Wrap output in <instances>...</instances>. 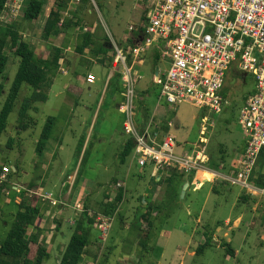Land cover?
<instances>
[{
  "label": "rangeland",
  "instance_id": "obj_1",
  "mask_svg": "<svg viewBox=\"0 0 264 264\" xmlns=\"http://www.w3.org/2000/svg\"><path fill=\"white\" fill-rule=\"evenodd\" d=\"M147 5V0H104L101 1V9H99L95 2V17L100 21L102 31L109 36L114 47L117 46L130 54L132 45L128 40L130 41L136 36L130 32V27L134 26L137 28L140 25L145 6ZM21 12L19 15L16 14L20 18L23 10ZM45 15L46 10L42 13L41 20L44 19ZM31 40L39 55L46 56L48 54L50 44L43 40L42 30L35 31ZM6 55L9 57V63L3 77L0 78V81L5 83L6 91L0 99V111L6 102L9 89L20 64V59L17 56L8 52ZM129 57L132 58V56ZM132 62L129 61L128 66L132 67V76L136 81L134 107L137 120L138 114L139 116L142 114V105L145 106V102L147 103V98L145 99L143 94L145 89L149 91L148 103L150 104L152 101V108L156 103L165 107L168 106L165 100L157 101L160 93V86L157 84V68L160 69L161 73H166L170 67V60L163 57L156 64L151 53L147 52L134 66ZM97 72H99V69H97ZM98 74L102 76L101 73ZM256 85V80L252 75L246 77L245 83L235 82L230 87L231 91L228 97L230 105L221 114L215 116L211 113L207 114L210 120L208 151L218 154L221 144L227 150L226 167L224 165L223 169L216 171L223 175L229 176L231 174L235 156L239 154L238 150L242 151L245 148L244 135L246 134V129L239 124L238 118L240 108L245 104L242 99L243 96L251 94L256 89ZM97 86L101 88V91L103 90L104 81L101 78ZM26 91L29 92L28 89ZM111 99H113L111 103V105H114L113 107L108 104ZM95 100V98L91 100L93 101L91 104L94 110L97 108L96 104H94ZM123 100L122 97L117 99L112 94H109L108 102L102 109H99L94 138L81 166L80 181L84 182L81 187L84 189L86 196H94L95 200L90 199L89 204L97 209L100 206L99 203L104 201V198L102 199L104 192L106 190L111 191L110 183H112V180L127 176L129 167L132 166L133 169V175L131 181H129V189H127L128 201H125L120 207L127 224L122 225L120 220L113 223L114 226L112 225L113 228L106 238H104L97 223L93 227L91 239L95 244L98 242V248L95 244L91 245L92 247L95 246L98 251L97 254H94V256L96 255V264H105L107 253L109 254L106 264H122V254L127 251L133 252L134 238L138 235L137 228L141 225L140 218L147 210L140 203L139 199L141 196L138 195L146 189L147 182L144 178L146 171H148L147 168L141 167L137 163L136 159H134L135 155H132L126 164H121L120 157L116 156L117 151L114 149L117 145L111 143L114 133L122 129L123 123L125 124V116L118 107L119 104L123 103ZM59 105L57 99L50 103L39 105L40 111L36 115L37 127L35 130L22 135H19L17 129V113L15 112L10 116L8 133L3 136L2 140L3 152L0 154V162L7 159L9 164L12 165V167L10 165L7 166L12 168L14 172L13 182L24 183L25 185L33 180L40 183L42 178H44L46 180L45 190L51 191L54 190L51 180H58L61 184V174L66 173L68 169L73 170L75 168L79 151L77 154L74 153L68 156L66 160L64 159L59 164L61 166L53 168L51 172L35 168L37 160L34 159L37 154V141L40 140L47 119L49 117H57L56 112L60 107ZM171 108L175 116L174 120L179 125L173 129L172 133L177 137L178 142L180 141L181 148L178 149L177 147L176 152L181 155L185 151H189L190 147L198 142L203 110L189 104H181ZM94 110L82 113L80 110L77 112V121L82 124L70 129L69 132L71 133L67 136L69 141L81 138V134L88 129L90 122L93 120ZM80 114L85 115L81 117L79 116ZM55 129L53 133L62 134L67 131L63 122L59 125L57 124ZM22 141L23 144L21 143ZM20 158L23 159V172L20 170L16 173L14 167L17 166ZM56 162H60V159L56 160ZM65 164L68 165L67 168L64 167ZM139 176H142V179H139ZM201 177L209 176L207 173H202ZM62 178L64 177L62 176ZM221 181V179H218L214 183L207 182L197 191H194V187L190 186L186 191L185 197H183L185 185L182 186V182L177 183L180 197L165 200L159 208L160 215L156 219V228L151 241L153 251L150 254H145L143 264H264V198L259 195H252L257 199L256 203L240 204L241 196L246 192L239 185L232 184L229 181H225L226 183L223 182L224 180ZM22 187V191L29 196L36 194L41 199L49 201L54 207L65 205V200H56L52 193H30L24 191ZM214 187L218 190V194L214 192ZM7 191L5 190L2 195L6 194ZM8 194V196H4L8 204L4 209H1L5 217L3 222H0V246L11 227L13 215L18 212L16 204L17 188L13 187L12 193ZM19 196L21 195L19 194ZM161 199H164V193L161 194ZM107 201L111 200H105V202ZM74 210L82 214L84 212V204L78 201L74 205ZM157 213L158 211H155V217ZM76 218L77 216L75 220ZM228 219L232 222L230 226L234 227L235 225L234 228L229 229L226 225V220ZM75 224L76 222H73V225ZM128 224L132 230L127 228ZM220 227L222 230L217 233ZM73 232L74 229L67 228L64 234L59 236L53 249L49 251L51 256L46 261V264H59V260L64 253V246L69 244ZM212 235H214L212 246H208L202 253H198L200 246L206 242V236ZM110 237L113 238L111 243L109 241ZM224 242L230 243L236 251L235 256H228L227 249L222 247ZM92 253L95 252L93 251ZM142 253L143 250L141 249V255L132 257L128 264H139Z\"/></svg>",
  "mask_w": 264,
  "mask_h": 264
},
{
  "label": "built area",
  "instance_id": "obj_2",
  "mask_svg": "<svg viewBox=\"0 0 264 264\" xmlns=\"http://www.w3.org/2000/svg\"><path fill=\"white\" fill-rule=\"evenodd\" d=\"M73 1L79 3L80 0ZM147 1L148 13L143 29L130 27V32L141 33L139 42L131 47L130 54L115 46V64L123 75L124 100L120 111L125 116V133L136 142L134 155L138 164L141 167L152 164L156 171L179 169L195 177L211 172L210 179L214 182L218 179L229 181L250 195L264 198V187L252 181V177L260 172L258 162L264 150V0ZM25 2L9 0L6 10L19 15ZM153 48L170 60L161 85L160 100H165L169 107L189 104L205 114L198 142L192 145V150L181 155L176 152L178 143L174 135L161 138V133L153 132L152 126L142 131L136 120V81L132 67L128 66L129 56H132L134 66ZM234 65L245 80L252 75L257 85L247 96L238 118L239 124L246 129L245 151L235 156L231 174L227 176L208 166L211 157L207 114H221L230 105L223 90ZM87 80L92 84L96 77L89 75ZM9 172L11 168L4 167L1 182L8 180ZM203 179L201 177L199 183ZM194 186L196 189L198 184L194 183ZM97 219L104 238L108 237L113 219L102 215Z\"/></svg>",
  "mask_w": 264,
  "mask_h": 264
},
{
  "label": "trees",
  "instance_id": "obj_3",
  "mask_svg": "<svg viewBox=\"0 0 264 264\" xmlns=\"http://www.w3.org/2000/svg\"><path fill=\"white\" fill-rule=\"evenodd\" d=\"M9 0H0V78L4 75L8 63L9 57L6 53L17 56L20 59L18 71L13 80V83L9 89L8 96L3 108L0 111V154L2 151L3 136L8 133L9 119L13 113H17V129L19 135L35 130L38 125L36 115H38L40 108L39 105L45 104L50 99V92L55 84L56 79L59 76L61 69L60 61L63 58V50L56 46H50L49 53L39 55L35 48L25 40V37L20 27L14 23H5L2 20L3 14L6 11V6ZM73 0H56L54 8L52 9L42 31V38L49 43L54 38H57L62 33L72 29L93 27L94 24L90 23V17L88 14L95 13V2L99 9H101V1L104 0H80L77 3L75 9L68 13V9ZM48 0H26L23 8V19L27 22L38 21L43 13L44 6ZM148 9L145 6L144 14L140 25L137 29H143L146 24ZM100 26V25H99ZM136 36L128 42L135 46L141 38L140 32L133 31ZM105 57L111 51L115 52V47L112 45V41L109 36L103 32ZM99 37L90 31H82L79 34V53L84 52L86 48H93L94 41ZM161 52L156 53L155 62H160ZM111 62L113 58L108 59ZM129 61L132 62V58L129 57ZM117 79H123L122 74H117ZM235 82L245 83V76L238 70L237 65H234L228 74L227 84L223 90V94L226 98L229 97L230 87ZM29 90V92L26 91ZM120 93H123V86L119 89ZM6 91L5 83L0 81V99L3 97ZM249 95V94H248ZM243 96V101L247 100V96ZM241 109V108H240ZM149 115V114H148ZM148 115L139 116L140 130H145L149 124L150 117ZM202 119L205 117L204 113H201ZM57 119L55 117H49L47 123L42 131L40 140L37 143V155L41 157L48 146V142L53 136V131L56 125ZM138 123V119H137ZM139 125V123H138ZM143 128V129H142ZM167 130V129H166ZM178 149L181 148L180 141L178 142ZM136 149L135 140L128 136L124 150L119 155L121 164H125L126 161L134 154ZM193 147H190L192 150ZM83 150V143L79 145V152ZM210 162L208 164L209 169L219 171L221 165L226 163L227 150L224 145H220L218 154L209 152ZM9 164L7 160L5 163L0 164V176L2 175L4 167ZM12 167V165H10ZM226 167V165H225ZM226 169V168H225ZM259 174L254 175L252 181L259 187H264V150L258 162ZM21 170L20 166H15V171L18 173ZM169 177L162 180L159 184L164 189V199L158 200L154 203L148 202L145 206L146 213L141 215V225L138 229L139 245L143 250L140 257V263L143 264V258L145 254H150L153 251L151 246L152 236L156 228V219L159 217V208L165 202V200L177 199L180 197V191L177 188V183L182 182L187 174L179 169H168ZM14 172L12 171L8 175L6 182L0 181V200L5 190L13 191L11 187L12 180L14 178ZM195 175H190L188 182L194 179ZM222 182V181H221ZM225 182V181H223ZM118 180L113 179L110 187L114 184L117 185ZM183 183V182H182ZM226 183V182H225ZM184 186V184H182ZM11 187V188H10ZM214 192L218 194V190L214 187ZM22 193V192H21ZM27 195V196H26ZM21 201L18 206V212L12 217V224L7 233V236L0 246V264H46V261L50 258V252L43 238L44 231L40 227L41 221L44 219L51 204L49 201L41 199L38 195L29 196L25 192L21 194ZM105 200H111L110 194L105 195ZM105 200L99 203L98 209H92L88 205L84 206V212L80 215L76 224L74 225L72 238L67 245L59 264H82L84 255H86L92 242V230L96 225V217L102 215L109 219H114L120 210L121 205L125 200V189L119 188L116 197L112 201ZM250 202L256 203L257 199L248 193H243L241 196L240 204L247 205ZM144 206V205H143ZM155 211H158L155 217ZM0 219L4 215V212L0 209ZM214 235L206 236V242L200 246L199 252L202 253L208 246H212L214 242ZM222 247L227 249L228 256H235L236 251L232 248L230 243H222ZM110 249V248H108ZM108 254H106V261L108 260ZM105 261V264H106Z\"/></svg>",
  "mask_w": 264,
  "mask_h": 264
},
{
  "label": "crops",
  "instance_id": "obj_4",
  "mask_svg": "<svg viewBox=\"0 0 264 264\" xmlns=\"http://www.w3.org/2000/svg\"><path fill=\"white\" fill-rule=\"evenodd\" d=\"M55 2L56 0H48L46 5L44 6L43 13L46 10V15L43 20H41L40 17L38 21L27 22L23 19V14L21 15L22 17L20 18L19 16L16 15V13H13L11 10H6L4 12L2 20L5 23H9V24L14 23L18 25L25 37V40L28 41L33 46L32 43L33 41L31 39H33L34 32L37 30L43 31L44 25L52 9L54 8ZM76 5L77 2L72 1V3L69 6L68 13H71L75 9ZM88 15L91 16L89 19H90V23L94 24L93 27L84 28V30H82L81 28H78L76 30L75 29L69 30L67 32L62 33L60 36L54 38L48 43L50 44V46L53 45L58 48H61L63 50V58L60 61L61 69L59 72V76L56 79L55 84L50 92V99L47 103H50L54 101V99H57V102L60 104L59 105L60 107L56 112L57 113V117H55L57 119L56 125L57 124L59 125L60 123L63 122L65 129L67 131L62 134L53 133V136L51 140L48 142V146L45 149L43 155L39 157L36 154V157L34 159L37 160V163L35 164L36 169L43 170L46 172H51L53 168H57L61 166L59 164H61V162L64 161V159L66 160L68 156L74 153L77 154L79 151L80 143H83V150L81 153L79 152L77 164L73 170L68 169L69 172L67 171L66 173L61 174L60 176L61 184L58 180L55 179L51 180V184L54 188V190L51 191L45 190L46 180L44 178H42L40 183L33 180L25 185L24 183L18 184L16 183V181L15 182L12 181L11 184L13 185L12 187L17 188L18 196L16 197V204H19L21 201V196H19V194L21 195L23 193L21 189L22 186H24L22 188L26 192L52 193L56 200L59 201L65 200L64 202L65 205H58L57 207L51 205L44 219L40 223V227L44 231L43 238L46 240L49 251L53 249L57 239L59 238L60 235L64 234L67 228L73 229L74 227L73 222H77L76 220H78L79 216L81 215L80 212H76L74 210V205H76L78 201L82 202L84 206L88 205L90 208L96 209L95 206L91 207V205L89 204L90 199L95 200L94 196H86L84 194V189L81 187V184L84 183L80 181L81 166L85 161V157L89 151V148L94 138L99 109H102L106 105V103L108 102L109 94H112L113 97L117 99L120 97L123 98L122 93L119 92L120 87L123 86V79L119 80L117 79L116 76L117 74H122V71L120 67H116L115 53L114 51H111L108 55V58L105 57V52L103 51V47L105 43L102 38L104 34L101 29L102 26H99L100 21L97 20L94 14H88ZM82 31H90L92 33H95L99 38L94 41L93 48H86L84 52L79 53L78 50V46L80 44L79 34L82 33ZM158 51L160 50H158L157 48H153L149 51L151 53V56H153V60L156 59V53ZM110 58H113L112 62L108 60ZM161 58L163 59L162 53L160 59ZM97 69H99V72H97ZM157 70H158L157 84L160 86V91H161V85L165 73L164 74L161 73L159 68H157ZM98 73H101L102 76H100ZM89 75H94L96 77V81L92 84L89 83L87 80ZM100 78L102 79V81H104V88L102 91L101 88L97 86V83L98 81H100ZM143 94L145 96V99L147 98V103L145 102V106L147 108L142 105L141 115L149 114L148 116L150 117L149 124L146 127L152 126V131L153 132L158 131L159 133H161V138L167 134L173 135L172 133L173 129L177 128L179 125L178 122L174 120L175 116L174 113H172V108L169 107V105L165 107L158 103H156L155 106L152 108V101L150 102V104L148 103L149 101L148 96L150 95L149 91L145 89ZM94 98L96 99L94 104H96L97 107L95 110L93 108V105L91 104V102L93 103V101L91 100ZM112 101L113 99H111V101H109L108 104L109 106L113 107L114 105H111ZM157 101H160V93H159V97L157 98ZM120 105L121 104L118 105L119 108ZM80 110L81 113L94 110L95 113L93 116V120L92 122H90L88 129L81 134V138H75V141L74 140L69 141L67 139V136L70 135L71 133L69 132L70 129L75 126L76 127L81 126L82 124L81 122L77 121V115H76L77 112H79ZM84 115L85 114H80L79 116L84 117ZM138 123H139L138 126H141V123L139 122V114H138ZM117 135L119 136L116 138ZM127 139H128V135L125 133L124 123H123L122 129L114 133V137L112 138L111 141V143L113 144L115 143L117 145L116 147H114V149L117 151L116 156L117 155L119 156L124 150ZM101 141H103V139H101ZM21 143L23 144V141ZM177 143H178V139H177ZM238 151L239 154L243 153L245 151V148L242 151L240 150ZM58 159H60V162H56V160ZM134 159H136L135 156ZM6 161L7 159H4L0 162V164L5 163ZM17 165L20 166L23 172L24 164L22 158L18 160ZM64 167L67 168L68 165L65 164ZM145 168H147L148 170L146 171V175L144 178L147 182V186L146 189L143 191V193L138 194L141 196L139 201L142 204V206L143 205L146 206L148 202L154 203L158 200H163L161 199V194L164 193V189L163 186L159 183L162 180L164 181L165 179H167L170 175L169 172L167 171H156L152 164L147 165ZM128 169L129 172L127 176L122 178H116L118 180L117 185L111 186L110 187L111 191L106 190L104 192V195L102 196V199L104 198L105 200V195L110 194L112 201L116 197V193L118 192V189L124 188L125 189L124 202L128 201L127 189H129V181H131L133 175L132 166L129 167ZM200 174L202 173H199L196 177H194V179L191 182H188L189 176H186L184 179H182L183 184L184 185L188 184L189 187L193 186L194 191H197L201 189L204 186V184L207 182L214 183V181L210 179L212 177L211 172H209V177H205L202 180V182L199 183V180L201 178ZM62 176L64 178H62ZM139 179H142V176H139ZM194 183L198 184V187L196 189ZM200 184H202L203 186L202 185L200 186ZM10 192L11 191L8 190L6 194L2 195V199L0 200V209H4V207L7 206L8 201L4 199V196L5 195L8 196L9 195L8 193ZM76 216L77 218L75 220ZM99 216L101 215L99 214L98 217ZM4 217L5 216H2L0 222H3ZM119 220L121 221L122 225L127 224V222L125 221V216L122 215V212L120 210L117 213L116 217L113 219V223ZM230 223H232L230 222V219L226 220V225L229 227V229L234 228L235 225L234 227H232L230 226ZM127 228L132 230L131 227H129V224ZM221 230H222L221 227L218 228L217 233L221 232ZM111 240H113V238L110 237L109 239L110 243ZM94 244L95 243H93V245ZM95 246L96 247L98 246V242L97 244H95ZM95 246H93L94 248L91 246V248L88 250L86 255H84V260L82 264H96V255L94 256V254H97L98 251ZM66 247L67 246L65 245L64 251ZM93 251L95 253H92ZM140 253H141V247L139 245V237L137 235L134 238L133 252L127 251L122 254L123 255L122 264H128L132 259V257L136 255L137 256L141 255Z\"/></svg>",
  "mask_w": 264,
  "mask_h": 264
},
{
  "label": "water",
  "instance_id": "obj_5",
  "mask_svg": "<svg viewBox=\"0 0 264 264\" xmlns=\"http://www.w3.org/2000/svg\"><path fill=\"white\" fill-rule=\"evenodd\" d=\"M157 74H158V70H157ZM188 188H189V185L186 184V185H185V188H184V192H183V197L186 196V191H187Z\"/></svg>",
  "mask_w": 264,
  "mask_h": 264
},
{
  "label": "bare ground",
  "instance_id": "obj_6",
  "mask_svg": "<svg viewBox=\"0 0 264 264\" xmlns=\"http://www.w3.org/2000/svg\"><path fill=\"white\" fill-rule=\"evenodd\" d=\"M203 173H207V172H203ZM208 174V176H209V173H207ZM200 175H202V174H200Z\"/></svg>",
  "mask_w": 264,
  "mask_h": 264
}]
</instances>
